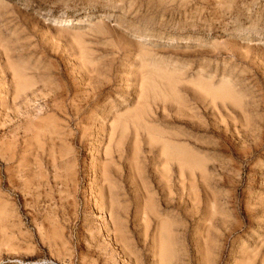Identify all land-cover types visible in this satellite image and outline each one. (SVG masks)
I'll return each mask as SVG.
<instances>
[{
  "label": "rangeland",
  "instance_id": "obj_1",
  "mask_svg": "<svg viewBox=\"0 0 264 264\" xmlns=\"http://www.w3.org/2000/svg\"><path fill=\"white\" fill-rule=\"evenodd\" d=\"M168 219L264 264V0H0V264H156Z\"/></svg>",
  "mask_w": 264,
  "mask_h": 264
},
{
  "label": "bare ground",
  "instance_id": "obj_2",
  "mask_svg": "<svg viewBox=\"0 0 264 264\" xmlns=\"http://www.w3.org/2000/svg\"><path fill=\"white\" fill-rule=\"evenodd\" d=\"M61 14V13H60ZM59 16V15H57ZM55 17V16H54ZM17 77V76H16ZM20 78V80H19ZM171 79V78H170ZM17 86L20 88H23L25 85L24 80L22 79L21 74H19V76L17 77ZM23 80V81H22ZM168 80V79H167ZM220 92V91H219ZM211 93V92H210ZM149 112V111H148ZM145 114V112L143 113ZM142 113H139L138 115L134 116L133 120L138 121V119H140L141 117H143ZM48 118V117H47ZM46 119V118H45ZM173 119V118H172ZM51 121V120H50ZM123 121V120H122ZM167 122V121H166ZM144 124V123H143ZM166 124V123H165ZM200 124V123H199ZM119 125V124H118ZM168 125V124H167ZM198 125V124H196ZM190 126V125H189ZM140 127V126H139ZM143 130V129H142ZM146 135V134H144ZM187 135V134H186ZM137 136V134H136ZM171 136V135H170ZM55 141V140H54ZM180 141V140H179ZM159 151V150H158ZM163 154H164V164L166 166V169L164 171V175L163 177L167 178L168 177V170H169V166L171 167V165L173 163H176L178 166V170H179V176L182 177L186 171V168L188 170H193L196 167L200 168V163L197 160H192V156L191 154H188L185 150V148L182 146H174L171 144H164L163 146ZM190 171V172H191ZM192 174V173H191ZM165 178V179H166ZM185 183V182H184ZM92 194V193H91ZM92 198V197H91ZM90 199V198H89ZM88 200V199H87ZM170 200V198H169ZM172 200V199H171ZM90 201V200H89ZM88 202V201H87ZM89 203V202H88ZM171 203V202H170ZM180 205H183V201L180 202ZM168 202L165 203L166 207H167ZM196 205V204H195ZM194 205V206H195ZM93 206V203H92ZM171 206V205H169ZM173 207V206H172ZM150 212L152 211V209L150 208L149 210ZM145 212V215L147 218V216L149 215L150 212ZM183 214V213H182ZM3 215V214H2ZM111 215V214H110ZM186 217V216H185ZM176 218V217H175ZM175 224V223H174ZM173 223L168 219V220H161L160 222V227H159V237L157 239H153L152 242V248L156 249L155 252H153V256L156 257V264H171L172 262V258H171V252H170V241L169 239V235L171 234V229H172ZM130 258V257H129Z\"/></svg>",
  "mask_w": 264,
  "mask_h": 264
}]
</instances>
